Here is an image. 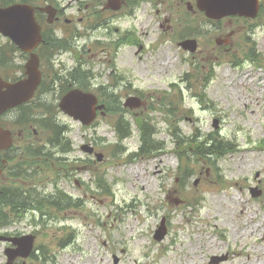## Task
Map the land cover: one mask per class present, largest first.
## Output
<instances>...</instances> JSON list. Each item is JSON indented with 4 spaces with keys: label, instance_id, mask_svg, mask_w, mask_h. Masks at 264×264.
Listing matches in <instances>:
<instances>
[{
    "label": "rangeland",
    "instance_id": "1",
    "mask_svg": "<svg viewBox=\"0 0 264 264\" xmlns=\"http://www.w3.org/2000/svg\"><path fill=\"white\" fill-rule=\"evenodd\" d=\"M54 1L74 19L73 38L106 43L130 32L140 40L134 46L125 40L115 58L127 78L115 92L134 86L145 107L126 115L134 134L120 146L114 126L121 114H103L94 129L58 115L59 124L69 128L71 158L92 142L105 161L95 160L93 169L71 162L72 178L60 181L59 189L72 197V205L57 202L60 209L48 212L46 225L32 217L23 222L22 232L35 231L37 244L48 250L45 262H37L41 250L28 264H114V256L119 264H209L212 256L225 255L219 264H264V0L258 20L247 22H213L199 12L197 0H141L132 13L127 9L101 22L90 21V0ZM194 38L198 50L192 53L181 44L192 47ZM110 70L93 69L97 86L109 84ZM51 95L47 106L57 104ZM116 106L108 104L110 110ZM134 115L149 125L143 150ZM216 133L230 148L222 143L201 158L206 151L198 142ZM51 137L48 151L60 161L65 140ZM78 176L84 184H77ZM256 188L263 190L261 197L253 196ZM162 222L167 234L157 241ZM4 248L0 242V264Z\"/></svg>",
    "mask_w": 264,
    "mask_h": 264
},
{
    "label": "water",
    "instance_id": "2",
    "mask_svg": "<svg viewBox=\"0 0 264 264\" xmlns=\"http://www.w3.org/2000/svg\"><path fill=\"white\" fill-rule=\"evenodd\" d=\"M199 8L212 19H222L230 15L255 18L259 12V2L258 0H199ZM0 33L9 36L25 52L32 53L41 40L40 28L34 18V9L24 5L0 8ZM26 70L28 78L16 84L4 83L0 80V114L33 97L41 81L37 56L32 55ZM97 103L93 95L75 91L63 99L60 107L76 120L89 125L96 118ZM157 237L162 239L164 234ZM32 247L33 243L30 241L25 256Z\"/></svg>",
    "mask_w": 264,
    "mask_h": 264
},
{
    "label": "flooded vegetation",
    "instance_id": "3",
    "mask_svg": "<svg viewBox=\"0 0 264 264\" xmlns=\"http://www.w3.org/2000/svg\"><path fill=\"white\" fill-rule=\"evenodd\" d=\"M30 1L33 5H36V6L40 4L41 5L48 4L45 2V0H30ZM61 12L62 13L64 12L63 9L58 8L57 20L53 25H50L51 27L46 25V15L43 13L40 15L38 14V17H40L41 22L44 24V26L47 27L46 31H50L51 34L53 31H55L54 38L56 37L60 38V41L65 38V36L63 35L65 33V30L61 26H58L56 24L57 22L59 23L62 19ZM47 38H49V36ZM49 44H51V42H45V46L41 50L44 58L46 54V48ZM75 47L79 51L84 52V47L82 45L79 46L78 44H75ZM65 53L66 52L59 51V53L55 55V57L52 59L51 65H50L51 72L57 73L61 71L62 77H64L65 71L70 72L74 69V66H73L74 62H72L73 57L72 56L65 57ZM77 64L79 67L88 68L90 67L92 63L90 62V60L84 61L83 55H82L80 60L77 61ZM45 68L46 66L44 65V69ZM48 86L50 89L58 88L59 86H58L57 78H54L52 80V88L50 84H48ZM23 109L24 108H21L19 110L15 109V110L9 111L8 113L0 117V125L12 131V141H13V144L7 148H4L5 146L4 143L0 144V169L3 170V175L1 178V185L10 184V183H13L19 180L18 178H16V175L19 174L18 171H19V168L21 167L18 166L17 159L19 157L20 161L24 163L25 145H28V146L32 145L35 141L33 125L28 126L25 133L24 131L18 132L17 129L14 128V123H16L20 117L24 116V114L22 113ZM28 129L29 131H32V133H28L26 135V133L28 132ZM20 154L21 156H19ZM26 163L29 164L30 161L27 160ZM14 197H18L22 202H25L26 200L29 199V197L25 195H16ZM19 263L24 264L23 261L15 262V264H19Z\"/></svg>",
    "mask_w": 264,
    "mask_h": 264
},
{
    "label": "trees",
    "instance_id": "4",
    "mask_svg": "<svg viewBox=\"0 0 264 264\" xmlns=\"http://www.w3.org/2000/svg\"><path fill=\"white\" fill-rule=\"evenodd\" d=\"M52 128V127H51ZM53 130H55V131H57L58 132V130H57V128L56 127H54V128H52ZM63 129H60L59 130V133L62 131ZM222 143H223V147L224 148H228L229 147V144L228 143H226V142H222V141H219V139L218 138H211L210 139V142H208V143H206V144H201L200 146L201 147H204V148H206L207 149V151L209 152V154H214V148H219V147H221L222 146ZM207 145H210V146H207ZM43 202H41V201H39L38 199H36V202H35V204H42ZM50 204L51 205H55V203L54 202H50Z\"/></svg>",
    "mask_w": 264,
    "mask_h": 264
},
{
    "label": "bare ground",
    "instance_id": "5",
    "mask_svg": "<svg viewBox=\"0 0 264 264\" xmlns=\"http://www.w3.org/2000/svg\"><path fill=\"white\" fill-rule=\"evenodd\" d=\"M263 240H264V238H263Z\"/></svg>",
    "mask_w": 264,
    "mask_h": 264
}]
</instances>
